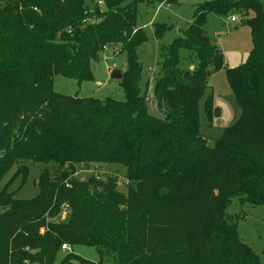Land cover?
<instances>
[{"label":"trees","instance_id":"obj_1","mask_svg":"<svg viewBox=\"0 0 264 264\" xmlns=\"http://www.w3.org/2000/svg\"><path fill=\"white\" fill-rule=\"evenodd\" d=\"M139 1L100 0V10L96 0L91 11L85 0H0V181L14 164L24 177L29 162L46 165L32 199L0 190V264L93 263L73 249L59 258L65 243L94 246L100 264H263L226 206L235 197L264 206V0L198 3L183 36L161 48L153 92L169 116L159 117L139 85L137 50L147 41ZM237 11L253 45L243 64L227 67L206 20ZM164 31L154 27L157 38ZM108 45L127 54L124 100L54 89L56 74L91 80ZM180 47L197 57L193 69L181 68ZM222 68L241 113L210 144L199 102ZM205 107L211 117L212 97ZM96 163L122 166L126 193L117 177L77 176Z\"/></svg>","mask_w":264,"mask_h":264},{"label":"rangeland","instance_id":"obj_2","mask_svg":"<svg viewBox=\"0 0 264 264\" xmlns=\"http://www.w3.org/2000/svg\"><path fill=\"white\" fill-rule=\"evenodd\" d=\"M205 1L207 0H172L170 2L141 0L137 3V24L144 29L147 35V41L137 50L138 61L142 66L139 85L141 92H145L149 100L150 113L157 117L163 116L156 108L153 92L161 61V48L170 45L176 37L183 36V31L193 21L196 6ZM97 2L100 10H103L104 5L100 0ZM85 4L91 11H94L96 0H85ZM231 15L237 16V20L230 21ZM246 17L238 11L228 16L216 12H210L207 15L206 34L211 42L222 50L227 67L243 64L252 49L251 28ZM157 24L165 27L160 38H157L154 32ZM118 48L119 45H108L100 54L99 60L91 63L93 74L91 80L78 83L74 78L56 74L53 81L54 89L66 96L98 99L110 97L119 101L124 100L125 95L120 79L111 76L114 71L124 73L128 69L127 54L117 52ZM179 56L180 66L183 69H189L191 65H196L198 62L197 57L185 47L179 48ZM207 85L208 88L199 102V123L201 133L208 143L213 144L221 136L223 130L237 120L241 108L235 99L224 68L213 71L207 78ZM208 97H212L213 115L211 117L208 116L205 107ZM216 109H218L217 112ZM88 165L77 167L79 178L86 179L92 175L101 179L117 177V188L126 193L127 181L124 179L125 169L122 166L106 163ZM45 167L44 163L29 162L27 174L24 177L23 174H17L18 165L14 164L1 179L0 190L7 187L9 191L14 192L17 198L32 199L38 193L37 180ZM226 211L236 217L240 239L260 257L264 264V206L242 204L235 197L226 206ZM64 212L62 218L66 216ZM72 249L75 254L93 262L92 264L101 262L99 252L94 246L80 244L72 246ZM67 253L68 251L61 250L59 258ZM101 264L111 263L103 259Z\"/></svg>","mask_w":264,"mask_h":264},{"label":"water","instance_id":"obj_3","mask_svg":"<svg viewBox=\"0 0 264 264\" xmlns=\"http://www.w3.org/2000/svg\"><path fill=\"white\" fill-rule=\"evenodd\" d=\"M192 68H193V66H192ZM111 76L113 78L120 79L122 77V73L120 71H114L111 74ZM155 102H156V108L158 109V111L160 112V114L163 115V116H169V113L161 106L160 100L157 97H155ZM65 213L66 212H64V214Z\"/></svg>","mask_w":264,"mask_h":264},{"label":"built area","instance_id":"obj_4","mask_svg":"<svg viewBox=\"0 0 264 264\" xmlns=\"http://www.w3.org/2000/svg\"><path fill=\"white\" fill-rule=\"evenodd\" d=\"M229 19H230V21L234 22V21L237 20V16H235V15H231V16L229 17ZM61 249H62L63 251H68V252H71V251H72L71 246L68 245V244H66V243H65V244H62Z\"/></svg>","mask_w":264,"mask_h":264},{"label":"crops","instance_id":"obj_5","mask_svg":"<svg viewBox=\"0 0 264 264\" xmlns=\"http://www.w3.org/2000/svg\"><path fill=\"white\" fill-rule=\"evenodd\" d=\"M193 65L190 66V68H192ZM194 67V66H193Z\"/></svg>","mask_w":264,"mask_h":264}]
</instances>
